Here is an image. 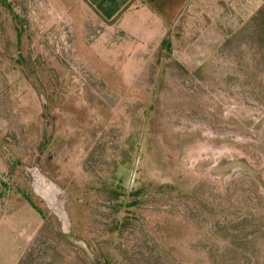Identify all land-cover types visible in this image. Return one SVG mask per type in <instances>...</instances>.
I'll use <instances>...</instances> for the list:
<instances>
[{
	"label": "rangeland",
	"instance_id": "1",
	"mask_svg": "<svg viewBox=\"0 0 264 264\" xmlns=\"http://www.w3.org/2000/svg\"><path fill=\"white\" fill-rule=\"evenodd\" d=\"M0 264H264V0H0Z\"/></svg>",
	"mask_w": 264,
	"mask_h": 264
},
{
	"label": "crops",
	"instance_id": "2",
	"mask_svg": "<svg viewBox=\"0 0 264 264\" xmlns=\"http://www.w3.org/2000/svg\"><path fill=\"white\" fill-rule=\"evenodd\" d=\"M102 21L111 22L137 9L153 8L159 13L176 17L189 0H83Z\"/></svg>",
	"mask_w": 264,
	"mask_h": 264
}]
</instances>
